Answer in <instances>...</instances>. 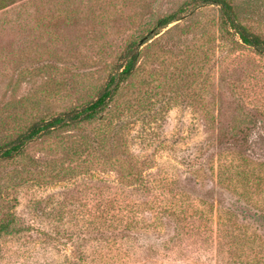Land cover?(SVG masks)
Instances as JSON below:
<instances>
[{
	"label": "rangeland",
	"instance_id": "obj_1",
	"mask_svg": "<svg viewBox=\"0 0 264 264\" xmlns=\"http://www.w3.org/2000/svg\"><path fill=\"white\" fill-rule=\"evenodd\" d=\"M226 1L264 40V0ZM198 4L0 0V148L180 17L93 119L0 160V264H264V55Z\"/></svg>",
	"mask_w": 264,
	"mask_h": 264
},
{
	"label": "trees",
	"instance_id": "obj_2",
	"mask_svg": "<svg viewBox=\"0 0 264 264\" xmlns=\"http://www.w3.org/2000/svg\"><path fill=\"white\" fill-rule=\"evenodd\" d=\"M202 5L213 4L219 8L221 21L232 30L239 38V40L246 46L251 47L257 53L264 55V40L259 35L250 32L246 27L240 25L236 19L234 10L226 0H196ZM186 10L180 9L179 11ZM177 13H172L163 16L157 20L154 29L150 30L148 38H141L140 41L130 43L125 51L120 56L115 73L109 76L102 91L98 97L80 108L70 109L53 116L47 120H40L33 123L25 132L18 135L14 140L5 144L0 148V160L9 159L21 153L24 147L31 141L52 133L58 129L69 125L84 122L93 119L97 113L105 109L111 101L113 95L117 91L119 85L125 81L135 70L139 58L141 46L157 35L161 30L168 27L171 23L180 19ZM245 142L249 143V139L245 138ZM264 223V215L259 219Z\"/></svg>",
	"mask_w": 264,
	"mask_h": 264
}]
</instances>
